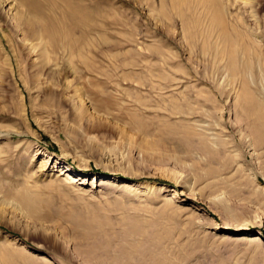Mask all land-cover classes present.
Returning <instances> with one entry per match:
<instances>
[{"label":"rangeland","instance_id":"374dc122","mask_svg":"<svg viewBox=\"0 0 264 264\" xmlns=\"http://www.w3.org/2000/svg\"><path fill=\"white\" fill-rule=\"evenodd\" d=\"M106 1L72 27L81 47L40 61L0 30V264H264V154L242 110L245 89L264 103V0H219L220 25L202 0Z\"/></svg>","mask_w":264,"mask_h":264},{"label":"bare ground","instance_id":"6f19581e","mask_svg":"<svg viewBox=\"0 0 264 264\" xmlns=\"http://www.w3.org/2000/svg\"><path fill=\"white\" fill-rule=\"evenodd\" d=\"M103 1L106 0H0V22H2L0 23V30H3L4 26L11 28V30L18 35L17 44L20 43L30 55H32V57L38 58V61H40L43 58H46L49 47H58L59 45L64 44L63 42L68 46H75L77 49V47L81 45L80 37L79 39L74 38L72 27H77L78 25H85V27H88L89 24L94 23L97 19L104 20L102 17H105L107 12L103 11L99 5L100 2ZM186 1L188 0H174L173 3L179 4L185 3ZM202 1L205 3L206 7L210 9L211 23L213 25H220L219 22L222 20V9L219 0ZM81 27L82 26H80V28ZM84 37L85 36H83V38ZM221 37L223 45L220 49V53L222 52L227 55L228 68H230V71L235 72L238 55L237 44L229 40L228 35L223 28L221 30ZM2 41L3 38L0 36V48L2 47L5 49V44ZM83 43L84 42H82V44ZM78 51L82 50L78 48ZM247 64L248 61L245 62V65ZM44 66L47 68V72L51 74L56 71V67L55 65L53 66V64L46 63ZM251 95V92L245 89L243 91L244 99L241 98L244 100L242 110L244 114L250 118L248 134L250 136L248 137L250 143L248 144V147L249 149H252L253 152L256 151L264 154V103L258 102ZM12 133H14V131L2 130L0 131V138L10 137ZM47 157L48 159H45V163L42 167L44 171L52 169L53 166H58V172L60 174L64 171L65 173L66 171L76 173L74 169L68 167L66 164L60 163L56 158H51L48 155ZM78 175L79 172L72 176V180H75ZM256 177L255 174L254 178L257 180ZM102 182H108V180H102ZM123 183V185L127 184L125 182ZM257 188L264 190L263 186L260 185H258ZM24 195L25 196L22 195V200L24 202L32 205L35 204L33 200L34 198L30 200V197L27 199V195ZM86 228H89V226H86ZM133 232L132 228L126 229V234L130 236L131 241H133L131 243V248L140 251V229L137 232H134L135 235H132ZM232 233L239 235L238 232ZM250 240L260 242V239L255 235L251 236ZM127 258L128 256L125 257L124 260ZM161 260L164 261L163 259H158L156 264H159V261ZM97 264H104V260L100 259ZM138 264H140V262Z\"/></svg>","mask_w":264,"mask_h":264},{"label":"water","instance_id":"95a60500","mask_svg":"<svg viewBox=\"0 0 264 264\" xmlns=\"http://www.w3.org/2000/svg\"><path fill=\"white\" fill-rule=\"evenodd\" d=\"M234 232H238V231H234Z\"/></svg>","mask_w":264,"mask_h":264}]
</instances>
